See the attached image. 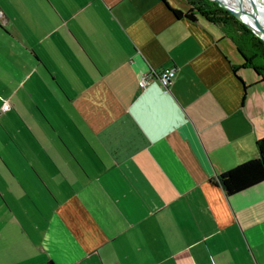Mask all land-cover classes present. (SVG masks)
<instances>
[{"label":"crops","instance_id":"obj_1","mask_svg":"<svg viewBox=\"0 0 264 264\" xmlns=\"http://www.w3.org/2000/svg\"><path fill=\"white\" fill-rule=\"evenodd\" d=\"M225 40L161 0H0V264H264V183H213L264 138Z\"/></svg>","mask_w":264,"mask_h":264},{"label":"trees","instance_id":"obj_2","mask_svg":"<svg viewBox=\"0 0 264 264\" xmlns=\"http://www.w3.org/2000/svg\"><path fill=\"white\" fill-rule=\"evenodd\" d=\"M161 1L176 19L185 18L190 22L201 20L207 25L217 26L223 38L232 42L239 58L240 65L232 67L233 73L250 70L257 78L256 83L264 86V43L232 15L208 0H183L187 6L185 13L173 10L165 0ZM255 150L257 159L223 172L213 180V183L222 189L227 197L235 196L264 183V138L256 141Z\"/></svg>","mask_w":264,"mask_h":264},{"label":"water","instance_id":"obj_3","mask_svg":"<svg viewBox=\"0 0 264 264\" xmlns=\"http://www.w3.org/2000/svg\"><path fill=\"white\" fill-rule=\"evenodd\" d=\"M210 1L217 4L219 8L232 15L234 19L244 25L253 35L264 43V21L256 14V6H258L257 4H260L259 0H252L253 4L256 2V6L255 8L250 7V10L242 7V3L245 0H236L237 2L233 6L226 5L220 0ZM261 2L264 4V1L261 0Z\"/></svg>","mask_w":264,"mask_h":264},{"label":"built area","instance_id":"obj_4","mask_svg":"<svg viewBox=\"0 0 264 264\" xmlns=\"http://www.w3.org/2000/svg\"><path fill=\"white\" fill-rule=\"evenodd\" d=\"M175 78V71L172 69H163L160 72H152L151 74H148L146 76H143L139 79L137 86L141 90H145L152 81L156 80L161 89L164 92H169L170 87L174 81ZM9 109V105L5 102L2 105V111H7Z\"/></svg>","mask_w":264,"mask_h":264},{"label":"bare ground","instance_id":"obj_5","mask_svg":"<svg viewBox=\"0 0 264 264\" xmlns=\"http://www.w3.org/2000/svg\"><path fill=\"white\" fill-rule=\"evenodd\" d=\"M220 1L223 2L226 5H229V6H233L237 2L236 0H220ZM259 1H260V4H257L258 6H256V2H255V4H253L252 0H248V1L245 0L242 3V7L246 8L247 10H250V7L255 8V6H256V10H257L256 14H257V16L261 20L264 21V4H262L261 0H259ZM262 1H264V0H262ZM258 11L263 16V18L259 16Z\"/></svg>","mask_w":264,"mask_h":264},{"label":"rangeland","instance_id":"obj_6","mask_svg":"<svg viewBox=\"0 0 264 264\" xmlns=\"http://www.w3.org/2000/svg\"><path fill=\"white\" fill-rule=\"evenodd\" d=\"M208 1H210V0H208ZM177 2L179 3V4H184V5H186L185 4V2L183 1V0H177ZM211 2V1H210ZM258 14H259V16L260 17H262L263 18V16L259 13V11H258ZM221 45H222V47L224 48V49H227V48H230V51H232V52H234L235 53V48H234V46H233V44H232V42L230 41V40H225V41H222V43H221ZM245 74H252V72L250 71V70H248V71H246V73ZM247 78H248V76H247ZM244 79H246V77H244ZM263 86H261V87H259V89L258 90H260L262 93H263V88H262Z\"/></svg>","mask_w":264,"mask_h":264}]
</instances>
